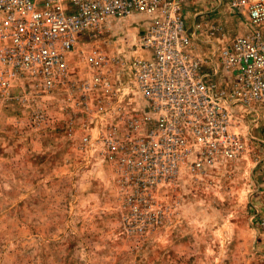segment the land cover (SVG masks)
Masks as SVG:
<instances>
[{
	"label": "rangeland",
	"instance_id": "rangeland-1",
	"mask_svg": "<svg viewBox=\"0 0 264 264\" xmlns=\"http://www.w3.org/2000/svg\"><path fill=\"white\" fill-rule=\"evenodd\" d=\"M186 5L189 23L208 22L205 51L245 29L219 0ZM144 29L141 17L116 20L79 43L50 91L23 78L0 87V264H264V235L253 222L262 149L202 181L160 187L154 210L137 217L112 166L85 147L88 134L99 137L87 130L95 103L87 106L72 84L92 80L90 60L100 53L148 57Z\"/></svg>",
	"mask_w": 264,
	"mask_h": 264
},
{
	"label": "built area",
	"instance_id": "built-area-1",
	"mask_svg": "<svg viewBox=\"0 0 264 264\" xmlns=\"http://www.w3.org/2000/svg\"><path fill=\"white\" fill-rule=\"evenodd\" d=\"M186 4L0 0L2 88L23 78L50 91L65 80L68 56L79 43L116 20L144 21L148 57L100 53L90 60L92 80L72 84L87 106L95 103L87 130L97 128L99 137L88 134L84 145L112 166L124 206L137 217L154 210L160 187L181 178L202 181L235 167L257 147L264 151V0H219L245 29L209 51L200 38L208 22L189 23ZM259 194L253 222L264 235V187Z\"/></svg>",
	"mask_w": 264,
	"mask_h": 264
},
{
	"label": "bare ground",
	"instance_id": "bare-ground-1",
	"mask_svg": "<svg viewBox=\"0 0 264 264\" xmlns=\"http://www.w3.org/2000/svg\"><path fill=\"white\" fill-rule=\"evenodd\" d=\"M134 17H139V16H134ZM134 17H128V18H124V20H127V19H132ZM148 53V52H147ZM263 122V121H262ZM261 122V123H262ZM261 123H257L255 125H253V132L255 135L259 136V133H260V126H261ZM257 131H258V134H257Z\"/></svg>",
	"mask_w": 264,
	"mask_h": 264
},
{
	"label": "crops",
	"instance_id": "crops-1",
	"mask_svg": "<svg viewBox=\"0 0 264 264\" xmlns=\"http://www.w3.org/2000/svg\"><path fill=\"white\" fill-rule=\"evenodd\" d=\"M130 21H132V20H130ZM145 30V29H144Z\"/></svg>",
	"mask_w": 264,
	"mask_h": 264
}]
</instances>
